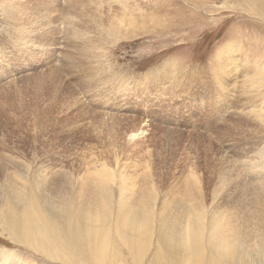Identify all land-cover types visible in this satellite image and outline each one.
Listing matches in <instances>:
<instances>
[{"label":"rangeland","instance_id":"374dc122","mask_svg":"<svg viewBox=\"0 0 264 264\" xmlns=\"http://www.w3.org/2000/svg\"><path fill=\"white\" fill-rule=\"evenodd\" d=\"M261 2L0 0V188L76 192L104 164L158 203L262 214ZM16 221L0 213V264H62L16 241Z\"/></svg>","mask_w":264,"mask_h":264},{"label":"bare ground","instance_id":"6f19581e","mask_svg":"<svg viewBox=\"0 0 264 264\" xmlns=\"http://www.w3.org/2000/svg\"><path fill=\"white\" fill-rule=\"evenodd\" d=\"M25 183L0 188V213L17 218L6 229L19 243L62 264L116 263L112 232L130 264H264V211L245 221L240 216L241 229L239 215L224 213V207H206L199 199L158 203L154 189L152 194L138 185L134 191L133 179L104 164L81 177L76 192L46 190L47 182L28 192ZM11 201L18 202L17 209Z\"/></svg>","mask_w":264,"mask_h":264}]
</instances>
